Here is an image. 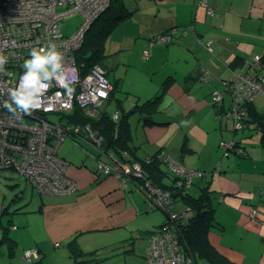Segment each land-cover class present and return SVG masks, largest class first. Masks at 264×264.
I'll list each match as a JSON object with an SVG mask.
<instances>
[{
  "label": "crops",
  "instance_id": "0c3cea01",
  "mask_svg": "<svg viewBox=\"0 0 264 264\" xmlns=\"http://www.w3.org/2000/svg\"><path fill=\"white\" fill-rule=\"evenodd\" d=\"M124 1L133 13L113 29L114 48L105 40L103 63L115 85L114 92L123 88H127L126 92H134L136 99L132 108L160 92L166 82L158 110L154 113V119L160 123L144 125L138 114L137 123L141 128L139 133L135 132L136 137L132 131L136 155L145 158L159 152L183 163L187 169L200 171L202 174L194 178L188 192L197 195L205 186L210 191L216 221L208 233L211 244L234 264H264V125L244 121L237 128L230 115L217 113L211 100V93L223 89L224 80L251 65L254 55H261L264 60V0H209L215 11L213 15L207 13L199 0ZM171 28L175 29L173 41L149 46L151 36ZM147 50L150 53L145 57L143 54ZM254 66L264 75V64ZM130 68L134 69L131 74ZM119 101L125 108L124 102ZM253 111L261 114L264 121V94L255 98ZM172 124L180 125L169 131ZM181 130L184 135L179 142L175 138ZM201 130L204 134L213 133L208 135L213 140L210 149L195 146ZM171 140L173 145L170 146ZM184 141L191 149L182 154ZM144 146L157 149L150 153L146 148L147 151L141 154L140 149ZM237 146L243 151L237 152ZM96 167L88 164L86 159L71 162L68 173L79 182V189L68 192L67 201L56 199L50 204L48 202L54 197H63L58 196L63 193H42V202L33 211L44 213L47 209L52 217L61 219L62 204L74 203L72 207L76 209V203L87 195V189L106 178L114 182L113 188H108L100 198L96 197L95 202L124 204V210L136 214L149 215L158 209L150 206L135 184L122 187L113 175L98 176ZM164 169L168 173L165 181L171 185L168 165ZM50 207L53 209L49 210ZM171 209L187 218L193 215L192 209L179 198L172 202ZM98 221L95 225L103 222L102 219ZM161 221L148 234L160 227ZM55 235L70 238L72 232L65 236L55 229L52 237ZM15 236L12 238L16 243L23 238L22 233ZM31 241L33 245L23 243L26 245L23 254L34 247L41 258L42 245L34 235ZM197 264L204 262L199 260Z\"/></svg>",
  "mask_w": 264,
  "mask_h": 264
},
{
  "label": "built area",
  "instance_id": "2783aa9c",
  "mask_svg": "<svg viewBox=\"0 0 264 264\" xmlns=\"http://www.w3.org/2000/svg\"><path fill=\"white\" fill-rule=\"evenodd\" d=\"M111 1L0 0V169L15 168L41 193L76 192L79 182L68 173L71 162L59 155L62 142L70 138L96 160L98 176L113 175L122 187L135 184L150 206L168 213L166 223L149 234L147 264H192L182 251L174 224L178 213L171 211V205L174 192H186L202 173L161 154L173 182L170 188L158 186L128 150L117 152L90 121L73 117L76 106L95 119L106 112L117 123L122 115L118 106L108 109L116 99L107 66L98 62L84 73L75 56L86 30ZM199 4L208 14L215 13L209 0H199ZM74 13L82 15V24L74 34L65 35L62 20ZM174 38L175 29L171 28L154 34L148 43L152 47ZM45 52L50 66L45 76L21 66ZM254 64H264L263 57L254 55L251 65L224 80L223 89L211 93L217 113L230 115L237 128L244 124L255 98L264 94V75ZM236 149L243 151L239 146ZM23 257L32 263L39 258V251L26 249Z\"/></svg>",
  "mask_w": 264,
  "mask_h": 264
},
{
  "label": "rangeland",
  "instance_id": "374dc122",
  "mask_svg": "<svg viewBox=\"0 0 264 264\" xmlns=\"http://www.w3.org/2000/svg\"><path fill=\"white\" fill-rule=\"evenodd\" d=\"M82 21L83 17L79 13L67 16L62 20V33L65 35L74 34L81 26ZM112 31L107 36L106 41L114 48ZM122 56H127V54H122ZM48 59L49 54L45 52L42 53V57H32L21 62V66L30 70H38L40 75L45 76L50 68L47 63ZM42 61H45L46 64L41 65ZM121 68L122 70L126 69V67ZM129 72L131 74L134 69L130 68ZM126 91H128L127 88L120 89L117 93L115 92V97L124 102L125 110H129L136 96L134 92ZM119 99L109 103L108 109L110 111H113L116 105L121 104ZM137 118V113H132L129 116L134 136L136 135L135 132L139 133L141 128L140 123H137ZM179 125L172 124L169 131ZM200 133L199 136H196L195 146L210 149L213 143L210 137L213 134L212 131L204 134L201 130ZM183 135L184 130H181L175 139L181 142ZM208 135H210L209 138ZM172 142L173 140L169 143L170 146L173 145ZM86 146L92 150L91 146ZM146 148L149 149L148 152L150 153L157 149L150 150L152 146H144L140 149V153H145ZM59 155L64 156L73 163L86 159L88 164L93 167L97 166L96 160L86 154L83 146L75 144L70 138L62 142ZM164 168H166L165 164H163ZM113 183L110 178H106L101 183L91 185L87 189V195L76 203L78 206L76 209L72 207L75 205L74 203L62 204V212L64 213L59 219L52 217L47 209L44 213L33 211L40 206L44 194L38 191L37 188L32 187L31 183L18 170L15 168L0 169V264H29L22 257L23 249L26 247V245L23 246V243L33 245L32 241L29 242L32 235L37 238L44 251L42 257H39L40 260L34 264H75L67 247L68 238L56 235L53 238L52 234L55 229L58 230L59 234L64 233L65 236L68 232H72L70 237L77 235L76 239L81 248L84 251L97 250V255L99 258L104 259V264H147V235L160 223L163 218V211L158 208L149 215L136 214L124 210V204L114 205V203L109 204L105 201L102 203L95 202L94 199L96 197L100 198V195L107 192V189L111 188ZM60 195L64 196L61 198L54 197L48 203L50 204L56 199H58V202L67 201L70 193H63L58 196ZM20 206L23 207L22 210L24 211L14 213V209ZM4 207H7V212H3ZM52 209L53 207H50L49 210ZM100 219L103 222L95 225ZM4 225L8 226L6 227L8 229ZM4 233L13 238L16 237L15 234L22 233L23 238L17 243L14 241L11 243L8 237H4ZM200 261L204 264H210L205 259H200ZM198 262L199 260L194 259L192 264Z\"/></svg>",
  "mask_w": 264,
  "mask_h": 264
},
{
  "label": "trees",
  "instance_id": "16d2710c",
  "mask_svg": "<svg viewBox=\"0 0 264 264\" xmlns=\"http://www.w3.org/2000/svg\"><path fill=\"white\" fill-rule=\"evenodd\" d=\"M132 13L133 10L126 5L124 0H112L109 7L93 20L84 34L80 47L75 52L77 62L81 65L84 73L95 63L104 62L106 57L105 40L107 36L119 22L129 17ZM165 88L166 82H164L160 92L136 103L129 110H125L118 104V107L122 110V115L117 123L112 121L106 112H102L97 119L89 117L84 114L82 108L79 106H76L73 117L82 121H90L95 128L99 129L105 135L107 143L113 149L117 152L128 150L133 159L141 162L142 168L156 185L163 188H170L172 185L167 184L165 181V176L168 173L163 169V164L167 165V162L159 152L145 158L136 155V146L132 144V128L129 120L130 114L137 113L142 117V123L144 125L159 124L160 122L154 119V113L158 110V103L162 98V93ZM244 121L264 125L263 116L253 111V105L248 107V113ZM189 149H191L190 146L184 141L181 147L182 154L185 151H189ZM174 196L175 200L178 198L182 199L193 211V215L188 218L179 213L178 217L174 219L176 220L174 223L175 231L178 234V239L185 255L190 256L192 262L194 259H205L213 264H234L219 253L209 240V230L212 225H216L209 189L205 186L197 195L189 193L188 190L182 193V190L177 189L174 192ZM22 208V206L16 207L14 213L24 211ZM7 210V207H4L3 212H7ZM162 211L165 216L160 226L166 223L168 219V213L165 210ZM4 226L5 228L8 227L6 225ZM4 237H8L11 243L14 241L12 237L6 234ZM76 237L77 235L67 240V247L75 264H104V259L98 257L97 250L84 251ZM147 238L149 239V234ZM39 260L37 258L34 262L28 263L34 264Z\"/></svg>",
  "mask_w": 264,
  "mask_h": 264
},
{
  "label": "water",
  "instance_id": "95a60500",
  "mask_svg": "<svg viewBox=\"0 0 264 264\" xmlns=\"http://www.w3.org/2000/svg\"><path fill=\"white\" fill-rule=\"evenodd\" d=\"M153 209H155V208L153 207Z\"/></svg>",
  "mask_w": 264,
  "mask_h": 264
}]
</instances>
